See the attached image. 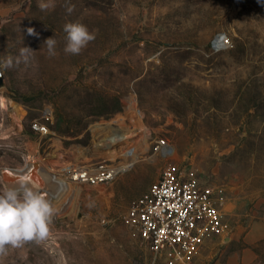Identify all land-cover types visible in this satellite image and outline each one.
<instances>
[{"label": "rangeland", "instance_id": "374dc122", "mask_svg": "<svg viewBox=\"0 0 264 264\" xmlns=\"http://www.w3.org/2000/svg\"><path fill=\"white\" fill-rule=\"evenodd\" d=\"M73 21L95 37L78 54L64 51V25ZM52 35L54 56L43 43ZM220 35L230 45L217 51ZM23 46L33 49L27 61ZM0 68L7 103L0 104V190L11 185L3 170L39 163L38 156L49 179L72 187L49 236L6 246L0 264H164L127 214L169 162L194 167L227 201L226 230L209 240L199 264H224L246 247L255 256L249 264H264L261 0H0ZM45 107L53 120L43 118ZM35 119L56 134L34 131ZM121 123L136 128L122 143L140 129L149 134L143 158L100 186L69 179L70 165L114 156L122 145L101 144L105 129ZM160 137L176 148L168 160L150 157Z\"/></svg>", "mask_w": 264, "mask_h": 264}, {"label": "built area", "instance_id": "2783aa9c", "mask_svg": "<svg viewBox=\"0 0 264 264\" xmlns=\"http://www.w3.org/2000/svg\"><path fill=\"white\" fill-rule=\"evenodd\" d=\"M229 45L230 40L225 35L213 42L217 51ZM53 117V111L45 107L43 118L53 120ZM128 126V123H121L105 129L110 133L101 145H122L114 149L111 159L93 165L72 164L68 178L75 184L100 186L133 168L143 158L149 134L140 129L138 132L144 131V134L130 143H122L135 134L136 128L130 132L124 129ZM31 127L42 136L56 134L42 119L33 120ZM151 147L153 160L159 157L168 160L176 152L165 137L155 139ZM226 203L221 192L194 167L169 162L160 177L130 208L127 218L156 260L164 264H199L209 240L226 230Z\"/></svg>", "mask_w": 264, "mask_h": 264}, {"label": "clouds", "instance_id": "9594fccd", "mask_svg": "<svg viewBox=\"0 0 264 264\" xmlns=\"http://www.w3.org/2000/svg\"><path fill=\"white\" fill-rule=\"evenodd\" d=\"M264 3V0H261ZM69 12L72 8L67 9ZM66 44L64 51L78 54L91 40L94 34L87 25L73 21L64 25ZM28 33L33 34L34 29L28 28ZM48 54H56V39L49 36L44 42ZM33 51L28 46H23L20 55L25 61ZM5 68L12 66L9 59L2 65ZM56 209L53 203L34 185L28 175H17L15 184L0 190V253L6 252V246L18 247L25 241L44 240L50 234V223Z\"/></svg>", "mask_w": 264, "mask_h": 264}, {"label": "bare ground", "instance_id": "6f19581e", "mask_svg": "<svg viewBox=\"0 0 264 264\" xmlns=\"http://www.w3.org/2000/svg\"><path fill=\"white\" fill-rule=\"evenodd\" d=\"M5 100L6 99H4L3 97H0V104L3 107L7 106V103ZM38 158H39V163H41V161L44 159L43 157H40V156H38ZM34 160L36 161V158H34ZM39 163L37 162L38 166L37 168H34L33 173L30 177V180L34 185L38 186L39 190L53 203L56 209V213H55L56 215L58 212H60V210L64 211L66 209L67 202L72 197L71 196L72 194L69 193L72 187L67 180L56 178L57 180L56 182L52 180V178L49 179L50 174H48V172L50 170H48V172H46V170L43 171L44 169L43 167L48 166V165L46 164V162L43 165L44 160L42 161L41 165ZM31 165H34V163H31ZM5 173L8 174V172H5ZM10 183L11 185L15 184V182L14 183L10 182Z\"/></svg>", "mask_w": 264, "mask_h": 264}, {"label": "water", "instance_id": "95a60500", "mask_svg": "<svg viewBox=\"0 0 264 264\" xmlns=\"http://www.w3.org/2000/svg\"><path fill=\"white\" fill-rule=\"evenodd\" d=\"M6 88V81H5V77L4 74L2 72V69L0 68V90L5 89ZM38 164L34 163V165L28 164L26 165L24 168H20V169H5L2 171V176L4 178V180L6 181V183L10 184L9 182H16V178L17 175H28L29 177H31L34 168H37ZM5 172H8V174H6Z\"/></svg>", "mask_w": 264, "mask_h": 264}, {"label": "crops", "instance_id": "0c3cea01", "mask_svg": "<svg viewBox=\"0 0 264 264\" xmlns=\"http://www.w3.org/2000/svg\"><path fill=\"white\" fill-rule=\"evenodd\" d=\"M249 243L253 241L248 240ZM254 253L249 247L244 248L240 251H235L228 256L224 264H249L254 261Z\"/></svg>", "mask_w": 264, "mask_h": 264}]
</instances>
